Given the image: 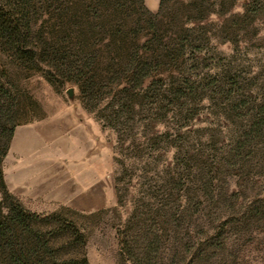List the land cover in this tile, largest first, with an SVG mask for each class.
Instances as JSON below:
<instances>
[{
  "label": "rangeland",
  "instance_id": "1",
  "mask_svg": "<svg viewBox=\"0 0 264 264\" xmlns=\"http://www.w3.org/2000/svg\"><path fill=\"white\" fill-rule=\"evenodd\" d=\"M26 3L0 52V264H264V0ZM33 153L101 206L20 194Z\"/></svg>",
  "mask_w": 264,
  "mask_h": 264
},
{
  "label": "crops",
  "instance_id": "2",
  "mask_svg": "<svg viewBox=\"0 0 264 264\" xmlns=\"http://www.w3.org/2000/svg\"><path fill=\"white\" fill-rule=\"evenodd\" d=\"M152 9L154 10L155 7ZM30 142L27 141V147ZM46 159L39 153H33L31 157H28L30 162L27 169L21 173L20 184H23L24 188L19 191L20 194L47 202H60L79 209L101 206V198L94 196L93 189L86 187L91 183H86L84 176L78 173L79 176L77 175L76 180L80 182V185L71 189L69 188L70 175L67 168H62L60 161H52L54 158L46 164L44 162ZM17 175L16 181H18Z\"/></svg>",
  "mask_w": 264,
  "mask_h": 264
},
{
  "label": "trees",
  "instance_id": "3",
  "mask_svg": "<svg viewBox=\"0 0 264 264\" xmlns=\"http://www.w3.org/2000/svg\"><path fill=\"white\" fill-rule=\"evenodd\" d=\"M26 5V0H16L14 3L0 0V52L2 50H11L7 48L12 47L13 53L19 54L20 51L17 46L20 42V34L23 30L30 27L28 15L25 14ZM0 180H2L1 171ZM22 213L25 212L20 206L16 209H10L7 219L12 222L16 220L23 221L24 227L29 229L30 227L26 224ZM31 216L34 217V215ZM0 229H3V227L0 226Z\"/></svg>",
  "mask_w": 264,
  "mask_h": 264
}]
</instances>
